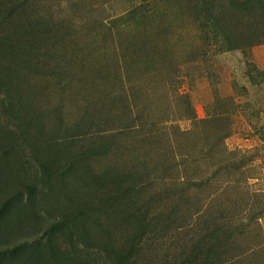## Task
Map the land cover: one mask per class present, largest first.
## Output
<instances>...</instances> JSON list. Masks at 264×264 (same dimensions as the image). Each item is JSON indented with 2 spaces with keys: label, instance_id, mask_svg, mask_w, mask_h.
I'll return each instance as SVG.
<instances>
[{
  "label": "rangeland",
  "instance_id": "1",
  "mask_svg": "<svg viewBox=\"0 0 264 264\" xmlns=\"http://www.w3.org/2000/svg\"><path fill=\"white\" fill-rule=\"evenodd\" d=\"M247 1L0 0V264H264Z\"/></svg>",
  "mask_w": 264,
  "mask_h": 264
},
{
  "label": "trees",
  "instance_id": "2",
  "mask_svg": "<svg viewBox=\"0 0 264 264\" xmlns=\"http://www.w3.org/2000/svg\"><path fill=\"white\" fill-rule=\"evenodd\" d=\"M242 6L249 13V17L255 18V19H258V18L264 19V0H248ZM254 44H252V45H254Z\"/></svg>",
  "mask_w": 264,
  "mask_h": 264
}]
</instances>
